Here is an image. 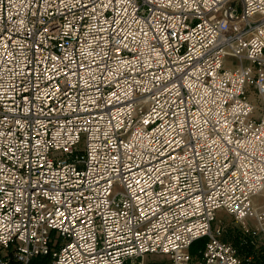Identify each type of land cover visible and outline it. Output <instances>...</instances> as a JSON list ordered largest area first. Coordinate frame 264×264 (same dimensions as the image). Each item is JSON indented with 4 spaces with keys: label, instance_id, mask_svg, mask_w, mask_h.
I'll use <instances>...</instances> for the list:
<instances>
[{
    "label": "built area",
    "instance_id": "built-area-1",
    "mask_svg": "<svg viewBox=\"0 0 264 264\" xmlns=\"http://www.w3.org/2000/svg\"><path fill=\"white\" fill-rule=\"evenodd\" d=\"M260 193L264 0H0V264H243Z\"/></svg>",
    "mask_w": 264,
    "mask_h": 264
},
{
    "label": "rangeland",
    "instance_id": "rangeland-1",
    "mask_svg": "<svg viewBox=\"0 0 264 264\" xmlns=\"http://www.w3.org/2000/svg\"><path fill=\"white\" fill-rule=\"evenodd\" d=\"M250 98L255 99L254 93H250ZM258 197V198H257ZM254 205L257 203L260 210L264 211V205L261 204V195L255 196ZM220 227V238L229 241L237 247L243 264H264V234L260 233L254 236L252 240L241 237V231L232 218L223 211H218L217 218L213 227ZM206 237L200 238L193 242L190 252L194 258L197 257L198 250L204 246ZM143 264H170L165 255H146L143 257Z\"/></svg>",
    "mask_w": 264,
    "mask_h": 264
},
{
    "label": "bare ground",
    "instance_id": "bare-ground-1",
    "mask_svg": "<svg viewBox=\"0 0 264 264\" xmlns=\"http://www.w3.org/2000/svg\"><path fill=\"white\" fill-rule=\"evenodd\" d=\"M259 195H261V197L262 198H264V194H262V193H260ZM259 195H257V196H259ZM258 198V197H257ZM254 199V198H253ZM258 204L257 203H255V207L257 208V210H260V209H262V208H260L259 206H257Z\"/></svg>",
    "mask_w": 264,
    "mask_h": 264
}]
</instances>
